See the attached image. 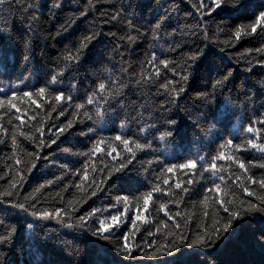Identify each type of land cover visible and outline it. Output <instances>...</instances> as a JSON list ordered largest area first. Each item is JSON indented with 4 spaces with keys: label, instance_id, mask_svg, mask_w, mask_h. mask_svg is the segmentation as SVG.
<instances>
[{
    "label": "trees",
    "instance_id": "16d2710c",
    "mask_svg": "<svg viewBox=\"0 0 264 264\" xmlns=\"http://www.w3.org/2000/svg\"><path fill=\"white\" fill-rule=\"evenodd\" d=\"M200 2L12 0L0 7V88L17 93L15 108L0 109V235L11 233L0 244V264H264V211L248 210L264 198L255 182L264 180L257 122L264 120V22L251 31L264 0H226L215 12L198 10ZM176 81L184 91H171L181 86ZM189 162L196 167H179ZM121 163L127 166L116 172ZM33 203L60 215L33 216ZM222 204L239 218L209 247L194 246L197 236L229 223ZM112 215L119 226L97 233V221L111 224ZM161 245L168 247L152 256Z\"/></svg>",
    "mask_w": 264,
    "mask_h": 264
},
{
    "label": "snow or ice",
    "instance_id": "6c2138e0",
    "mask_svg": "<svg viewBox=\"0 0 264 264\" xmlns=\"http://www.w3.org/2000/svg\"><path fill=\"white\" fill-rule=\"evenodd\" d=\"M11 3H12V0H0V7H3V6L11 7ZM56 6L58 7L59 5L57 4ZM225 6H226V0H209V2L207 4L204 3V0H201L200 4L198 6V10L199 9H205V8H207V9H210L211 11L215 12L217 10H223ZM29 10H30V5L27 8H25V11H29ZM262 22H264V12H261L259 14V17L257 18V20L255 21V23L251 27V31L252 32H256L257 31V26L260 25ZM5 24H6V22H5ZM161 26H162L161 24L157 23L155 25V30L160 29ZM3 31H4V29L0 28V33H3ZM262 31H264V29H262ZM240 34H241L240 31H237L235 33V36L237 38H239L240 37ZM3 38L4 37L2 35H0V39H3ZM92 38L93 37L90 36V37H86L85 39L86 40H90ZM129 39H132V37H129ZM76 51H77V56L76 57H73V58H78V54H79V51L80 50L77 49ZM256 51L259 52V51H261V49L258 48V49H256ZM200 54H203V53L201 52ZM196 59H197V57L195 55L188 57V60H190V61H195ZM187 62L188 61H185V63H187ZM161 63H163V61H161ZM187 79H188L187 76H182L181 77V80L182 81H186ZM227 79H228V76H225L223 78V81H226ZM223 81H217V84H221V83H223ZM175 83L177 85H181V81H176ZM161 87H164V88L168 89L169 84L168 83L162 84ZM104 88H105V85L103 83H100L99 84V89L103 90ZM38 91L41 94H43L44 91H45V89L44 88H40ZM171 91L172 92H182V91H184V89H183V87L181 85L178 88L177 87L171 88ZM0 93H4V96L3 97H0V109H5V108L6 109H13V108H15V104L13 103V100L16 97L17 93L12 92L9 95L6 92V90L3 89V88H0ZM23 95L27 97V96H30V93L24 92ZM60 99H61V96L60 95H57L56 96V100H60ZM92 102H93L92 98L89 97L88 103L91 104ZM33 103H35V101H33ZM77 107L78 108L79 107H82V105H77ZM17 111H19V109H17ZM16 119H20V116L18 115L16 117ZM257 122L260 123L261 125H264V120H258ZM169 123L172 124V125H175L176 124V121H169ZM71 126H72L71 125V122H69L66 125V128L65 129H60V132L63 133V131H65L67 128H70ZM38 131H39V129H38ZM141 131H143V129H141ZM247 131L249 133H251V132H253V128L252 127H249L247 129ZM173 134L174 133H173L172 130H170L169 132L166 133V135H173ZM115 139L118 140V141H120L121 140V136L118 135V136L115 137ZM43 143L44 142L41 141V144H43ZM52 143H55V139L52 140ZM122 143L125 146V148L127 149V151L132 152V148L131 147H128L129 140L124 139V140H122ZM231 143H232V141L229 140L228 141V144L230 145ZM248 143L251 144L252 147H254V148L257 147V145L254 144V143H252V141H249ZM135 147L136 148H141L142 145L139 144V143H136ZM94 150L95 151H100L101 150L99 144L96 146V148ZM261 150L264 151V147H262ZM65 151H67V149H65ZM112 151L114 152V151H116V149H112ZM108 154L111 155V152H109ZM220 158H223V157L221 156ZM200 159L203 160L204 158L203 157H200ZM229 159H231V157H229ZM126 166H127L126 164L121 163L120 167L119 168H116L115 171L116 172H121V171H123V169ZM189 166L191 168H195L196 167V164L193 163V162H189V164H187V165L186 164L179 165V167L181 169H183L185 167H189ZM32 167L34 168V167H36V165L33 164ZM240 167L241 168H244V164L243 163H240ZM261 167H264V165H261ZM212 168H215V164L212 165ZM29 170H31V169H29ZM172 170H173L172 168H168L167 169L168 172H172ZM213 174H215V173H213ZM21 179H23V177H21ZM117 179H124V178L123 177H117ZM127 179H128L129 182H131L133 178L132 177H128ZM220 179H223V177L221 176ZM250 179H251V177H250ZM255 182L258 183L261 188H264V180H258V181H255ZM48 183L50 184L52 182L49 181ZM165 183H167V181H165ZM188 183H191V181H188ZM12 187L14 188V187H16V185L13 184ZM43 187H44V185H40V187L37 188L36 191L39 192L40 191V188H43ZM180 187H181L180 184H176V188H180ZM216 187L219 188V185H216ZM156 190L159 191V189H156ZM183 191H187V189L185 188V189H183ZM3 195L10 197V196L13 195V193L12 192H6V193H3ZM92 195H95V191L92 192ZM150 195L151 194H149V196ZM34 199H35V197H34ZM147 203H148V200L145 199V207H147ZM225 203H231V202L226 201ZM12 207L13 208H19L20 210H22L24 212H27L28 211V209L25 208V205L22 204V203L12 204ZM30 207L33 208V211L31 212V215H33V216H39L40 218H44V219H49L53 215L59 216L60 215V212H61L60 209H57L55 211V213H50L48 211L38 212L37 210H35V203H33L32 205H30ZM221 207H223V211L224 212H226V213H229L230 212V215L228 217L229 223L223 229H220V230L211 229L210 231H206V232L202 233L201 235L197 236L196 240L193 241V245L194 246L195 245H199V246H203L205 248L209 247L211 244L215 243V240L213 239V235H215L216 237H219V232L220 231H228V229L232 227V223L231 222L233 220L239 218L240 213L238 211H230L229 207H224L223 204L221 205ZM248 210L264 211V198H261V200H260V206L259 207H257L256 204L250 203ZM99 211H100L99 209H94L92 212H90L88 214V216L95 215V213L96 212H99ZM205 215H207V213H205ZM79 220L83 224V223L86 222V217H83V216L82 217H79ZM110 220L112 221L111 224L107 223L106 220H98L97 222L99 224V227L96 229L97 233H99L101 231H103V232H109L113 227H118L119 226V222L120 221L118 219V216L112 215V216H110ZM133 224H135V221H133ZM29 227H31V225H29ZM68 227H72V225L69 224ZM149 234H151V233H149ZM260 235L262 237H264V231H262L260 233ZM10 236H11V233L4 234V235H0V244L5 243L10 238ZM181 239H184V237L181 236ZM125 240H127V237H125ZM148 246L151 247L152 245L149 244ZM136 247L139 248V245H137ZM167 247H168L167 245L158 246L156 248V250L153 253H151V255L152 256L159 255L160 254V249L161 248L167 249ZM261 248H264V244H261ZM122 251L124 252V254L126 256L131 257L133 255V249L127 243H125L123 245ZM167 254L168 255H172L171 251H168ZM176 264H183V262L180 261V260H178V259H176Z\"/></svg>",
    "mask_w": 264,
    "mask_h": 264
}]
</instances>
